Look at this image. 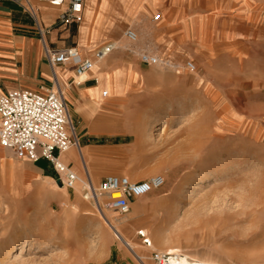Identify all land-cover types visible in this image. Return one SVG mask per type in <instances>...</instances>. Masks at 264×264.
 <instances>
[{"label":"rangeland","instance_id":"1","mask_svg":"<svg viewBox=\"0 0 264 264\" xmlns=\"http://www.w3.org/2000/svg\"><path fill=\"white\" fill-rule=\"evenodd\" d=\"M74 35L85 56L116 49L85 81L99 88L102 109L82 102L73 77L59 84L85 149L61 162L93 188L108 175L158 176L163 185L121 216L104 196L99 208L84 200L82 183L33 185L19 174L27 161L2 154L0 264H114L124 253L153 264V253L166 252L203 264H264V0H84ZM141 54L159 65L142 64ZM104 116L125 125L91 134Z\"/></svg>","mask_w":264,"mask_h":264},{"label":"built area","instance_id":"2","mask_svg":"<svg viewBox=\"0 0 264 264\" xmlns=\"http://www.w3.org/2000/svg\"><path fill=\"white\" fill-rule=\"evenodd\" d=\"M0 3L12 4L29 16L41 39L48 30L42 29L37 21V6L64 7L56 19V27L76 26L82 18L83 0H0ZM124 37L130 44L137 41L135 32L130 29L124 32ZM113 48V45L104 46L88 58L81 56L73 47L50 48L43 44L44 57L52 74L51 87L43 92L12 90L0 96V147L13 152L20 159L30 162L45 161L56 174L58 185L74 190L78 176L61 162L60 157L71 148H79V145L55 68H65L73 76L71 84L79 86L74 79L87 75ZM140 62L146 65L160 63L157 58L146 54L140 55ZM185 68L188 72L195 71L192 62H187ZM105 96L106 92L103 93V97ZM162 185L163 179L158 176L148 181L130 182L124 177L108 175L100 181L97 188L88 186L83 199L95 202L98 197L104 196L110 210L126 216L130 212L131 201L150 194ZM138 235L143 239L142 243L150 247V242L144 235L141 232ZM151 260L153 264H199L175 252L153 253Z\"/></svg>","mask_w":264,"mask_h":264},{"label":"crops","instance_id":"3","mask_svg":"<svg viewBox=\"0 0 264 264\" xmlns=\"http://www.w3.org/2000/svg\"><path fill=\"white\" fill-rule=\"evenodd\" d=\"M83 5L81 22L76 26H71L69 28L55 26L56 19L62 12L64 8L63 6L61 8L37 6V21L42 29L48 30L41 39L36 31L34 22L29 16L12 4L0 3V96L5 95L12 90L43 92L50 89L52 84V74L48 62L44 57L43 44L50 48L73 47L77 49V47L73 46L76 45L74 30L77 29L78 32L79 26L83 21ZM156 16H159L157 19L159 20V13L153 16V20H155ZM115 49L116 48L114 47L105 58H107ZM92 54L90 56H85L80 53L81 56L88 58L91 57ZM55 73L59 84L60 82L65 81L66 78L70 77L69 79H71L73 77L72 74L63 67H56ZM88 78L89 75H87L86 80H88ZM85 81L76 80L75 82L81 87L80 99L85 105L92 106L95 109H102L104 104L97 101L100 91L99 88L97 86L89 85ZM113 121L112 116L96 118L91 124L90 133L94 134L98 131L113 132L122 129V125H125V122L120 120L119 123H113ZM83 147L87 148L89 145L84 144ZM0 149L2 150L0 151V162L2 164L8 162L1 156L6 153L12 155L16 160L27 161L28 164H20L19 174L22 178L32 181L33 185L40 186L42 184L41 179L51 180L58 185L57 178L51 172L48 164L46 167L37 165L42 160L30 162L27 159L17 158L11 151L4 150L1 147ZM77 150H80L82 155L83 151H85V149L80 147L77 148ZM74 151H76V149L71 148L65 153V156H69L70 159H73V161L76 162ZM83 161L90 178L92 163L90 161ZM114 264L136 263L130 258V256L124 253L116 257Z\"/></svg>","mask_w":264,"mask_h":264},{"label":"bare ground","instance_id":"4","mask_svg":"<svg viewBox=\"0 0 264 264\" xmlns=\"http://www.w3.org/2000/svg\"><path fill=\"white\" fill-rule=\"evenodd\" d=\"M113 46L116 48V44H113ZM85 78V79H84ZM81 79H84V81L87 79V75H85V76H82V77H79V78H76V80H81ZM103 92H105V91H103ZM107 94V93H106ZM97 101L99 102L100 101V96H98V99H97ZM114 120V119H113ZM117 120H120V119H117ZM116 120V121H117ZM113 123H118V122H113ZM165 132V129H162L161 131H160V134L159 135H162V133H164ZM69 151V150H68ZM67 151V152H68ZM78 183L79 184H83V186H82V188L85 186L86 188L88 187V186H93L91 183H90V181H89V179H86L85 180V183H83L79 178H78ZM95 204H96V207L97 208H99V201H98V199L97 200H95V202H94ZM96 208V209H97ZM98 210V209H97ZM99 211V210H98ZM143 233V232H142ZM124 241V240H123ZM124 244L126 245V247L127 248H129V245H128V243H126L125 241H124ZM129 250H131V248H129ZM137 257V256H136ZM138 258V257H137ZM199 264H203V263H199Z\"/></svg>","mask_w":264,"mask_h":264},{"label":"water","instance_id":"5","mask_svg":"<svg viewBox=\"0 0 264 264\" xmlns=\"http://www.w3.org/2000/svg\"><path fill=\"white\" fill-rule=\"evenodd\" d=\"M58 184V183H57Z\"/></svg>","mask_w":264,"mask_h":264}]
</instances>
